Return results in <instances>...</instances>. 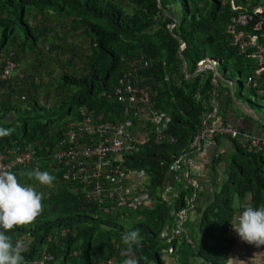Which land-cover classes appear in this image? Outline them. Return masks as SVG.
<instances>
[{"label": "trees", "instance_id": "obj_1", "mask_svg": "<svg viewBox=\"0 0 264 264\" xmlns=\"http://www.w3.org/2000/svg\"><path fill=\"white\" fill-rule=\"evenodd\" d=\"M230 15L220 0H0V71L8 59L16 65L0 79V128L12 129L10 135L0 137V151L20 146L45 157L64 135L69 120L82 115L94 121L125 119V104L112 91L128 70L132 82L137 80L148 92L153 107L169 115L165 133L175 139L156 144L151 135L125 155L126 166L149 176L145 206L114 210L135 216L129 224L101 216L97 203L84 200L75 184L44 162L41 171L55 180L44 188L41 216L6 233L14 241L23 234L31 236L22 252L26 263L45 247L54 255L48 264H122L129 256L139 264H166L165 251L178 253L180 264H201V260L227 264L234 244L230 234L234 197L251 194L254 208L264 205V149L250 152L230 138L239 154L231 159L228 178L215 183L217 192L205 206L194 204L197 219L184 222L178 241H167L160 233L166 224H174L161 194L169 166L188 149L204 120L211 119L215 108L219 111L226 96L217 85L216 71L213 82L215 63L222 65L223 74L227 72L224 56L245 62L251 70L229 45ZM204 59L214 69L199 68ZM74 108L72 119L64 120ZM246 118L251 120L249 115ZM145 124L148 132L153 129L152 123ZM259 128L264 131L263 124ZM31 170L18 166L14 173L19 181L38 183L27 176ZM186 185L175 202L177 209L185 205L182 198L192 189ZM134 229L140 230L141 242L129 249L121 237Z\"/></svg>", "mask_w": 264, "mask_h": 264}, {"label": "built area", "instance_id": "obj_2", "mask_svg": "<svg viewBox=\"0 0 264 264\" xmlns=\"http://www.w3.org/2000/svg\"><path fill=\"white\" fill-rule=\"evenodd\" d=\"M220 1L231 10L226 25V31L230 35L229 45L236 49L237 54L245 59L251 69L245 82L239 84L243 89H250L264 97V0ZM183 45L181 42L179 49ZM206 66L214 69L213 63L207 59L198 63L199 68ZM15 68V63L10 59L6 60L0 71V79L8 77ZM130 73V70L126 71L120 84L112 91L117 100L124 102L128 99L125 119L94 121L90 115H82L79 119L69 120L64 135L56 141L50 154L43 157L20 146L10 147L0 151V168H6L13 173L16 167L26 165L41 170L42 164L46 162L49 166L54 165L64 180L75 184L78 187L77 192L81 193L84 200L97 203L105 213H112L115 209L135 211L145 206L148 201L149 176L141 170L126 166L125 155L132 153L138 142H145L151 135L156 144L164 140L173 142L175 139L165 133L169 115L153 107L148 92L137 85V80L132 82ZM216 76L214 70V83L217 82ZM232 92L231 86V96ZM196 96L199 97L198 91ZM244 107L252 115L253 111L247 106ZM214 112L217 113V108ZM142 115L145 123H152L153 129L148 132L146 127V133L138 137L134 132V119ZM261 124L264 125V122ZM259 131L258 128L255 131L240 129L228 120L216 123L206 118L192 136L188 149L171 162L168 174L176 178L183 175L187 177L190 154L203 148L216 147L219 137L235 139L250 152L261 151L264 149V131L262 134ZM217 155L219 154L216 152L215 156ZM190 184L193 189L196 187V182L190 180ZM184 187L187 188L186 185ZM184 199L187 203L192 201L185 196ZM171 203L173 202H167ZM186 210L187 208H181L177 213L180 220L184 219ZM180 231L179 226L172 228L165 225L161 236L171 241ZM31 239L27 235L19 238L24 249H27ZM53 259L51 253L42 252L30 263L48 264Z\"/></svg>", "mask_w": 264, "mask_h": 264}, {"label": "clouds", "instance_id": "obj_3", "mask_svg": "<svg viewBox=\"0 0 264 264\" xmlns=\"http://www.w3.org/2000/svg\"><path fill=\"white\" fill-rule=\"evenodd\" d=\"M217 112H219L218 109ZM213 114L216 113L214 112ZM257 120L261 123L259 119ZM11 132L12 129L0 128V137L8 136ZM27 176L34 178L40 185L49 187L53 185L55 180V177L48 171H41L39 168L29 171ZM184 196L186 197V195ZM184 196L182 200L185 202V205L174 211L173 214L169 211L170 216L178 219L173 222V225H176V227L166 224L172 228L180 227V233L177 237L173 238L176 241L179 240L180 235L184 231L183 224L187 220L189 213H195L194 204L197 205L195 198L190 203H187ZM178 197H180L179 194ZM43 199L44 194L38 192L34 186L22 184L15 173L6 168H0V264H31L30 262L32 261L25 262L22 252L26 249H24L23 242L19 240L24 235L31 236L23 234L18 240L14 241L13 237L6 233L11 232V230L17 227L33 224L42 213ZM166 202L168 201L166 200ZM168 205L170 206L172 203ZM181 208H187L185 217L182 220L177 216ZM189 210L191 211L188 212ZM235 219L236 223L232 224V228L242 241L255 244L256 246L264 245V207L253 208L245 206L242 213ZM121 239L131 249L133 244L139 245L141 242L140 230H126ZM44 248L40 251L39 255L42 252H48ZM172 249L170 248L168 252H172ZM143 259L147 260L148 258L143 257ZM122 264H139V261L136 257L129 256V258L122 261ZM201 264H204L203 260H201Z\"/></svg>", "mask_w": 264, "mask_h": 264}, {"label": "crops", "instance_id": "obj_4", "mask_svg": "<svg viewBox=\"0 0 264 264\" xmlns=\"http://www.w3.org/2000/svg\"><path fill=\"white\" fill-rule=\"evenodd\" d=\"M184 69V68H183ZM227 95L223 96L220 101L219 112L211 115V122H222L224 117L225 120L232 122L237 127L242 129H260L259 121L255 118L248 119L246 116H242L236 113L235 110L227 107L225 101ZM256 117V116H255ZM144 115L138 116L134 119L135 126L134 132L137 133L138 137H141L143 133H146V124L144 122ZM262 121V120H261ZM262 134V130L259 131ZM218 156H215V153ZM236 145L233 140L229 137H219L217 141V146L214 148H203L199 151L192 152L190 154L189 166L187 168L188 176L185 175L179 177H171L167 175L166 186L163 188L166 192H169L172 197L167 201H172L169 211L173 214L174 211L178 210L175 207V202L178 199V194L182 191L183 186L186 183L190 184V180L196 182V187L191 189V194L186 195L187 200L198 199L197 206H199L203 201H208L212 199L217 192V187L215 183H221L228 178V172L230 170V163L233 156H237ZM218 158V161H215ZM185 169V168H184ZM184 178V179H182ZM40 185L39 182L33 183L31 185ZM187 186V185H186ZM44 189L45 186L41 185ZM40 189V187H39ZM38 192L39 190L36 189ZM45 190L40 189V192L44 194ZM163 191V190H162ZM195 192V195H192ZM162 194V193H161ZM162 196H164L162 194ZM166 197V195L164 196ZM163 197V198H164ZM251 194H246L242 199H237L234 203V217L230 226V234L234 238V244L231 251L227 256V264H264V245L256 246L255 244H249L242 241L238 235L233 231L232 224L236 223V217L242 213L245 206H251L254 208V204L251 201ZM165 199V198H164ZM166 200V199H165ZM260 207H264L262 204ZM197 219L196 213H189L187 222L195 221ZM178 219L175 218L174 221ZM176 227V225H172Z\"/></svg>", "mask_w": 264, "mask_h": 264}, {"label": "rangeland", "instance_id": "obj_5", "mask_svg": "<svg viewBox=\"0 0 264 264\" xmlns=\"http://www.w3.org/2000/svg\"><path fill=\"white\" fill-rule=\"evenodd\" d=\"M8 46L9 45H7L5 47V49ZM207 57H208V55L206 56V58ZM224 58L226 59V70H227V72L225 74H223V67L219 63H215V71L218 73L217 85L220 87L222 86L225 89L224 91H225L226 95L230 97V99L228 101L229 108L235 110L236 113H239L242 116H248L249 114L247 113V110L244 107V106H247L253 111L252 115H249L251 118H255L253 116H256V117H258L259 120L264 121V97L261 94H259L257 92L253 93L250 89H246V88H244L243 92L240 93L239 80L242 82H245L246 77L249 73V70L246 68V65H245L246 63L245 62L243 63L240 60L237 61V60H234L231 58H227L226 56H224ZM205 68H207V66ZM239 69L241 71V75L238 74ZM229 80H232V84L230 83ZM231 86H232V91H233L232 96L230 94ZM216 103L218 105L217 98H216ZM257 104L260 105L263 109L258 108ZM75 109L76 108H74L72 110L71 114L68 115L64 120H67L69 118L72 119L71 116L74 113ZM20 182L22 184L31 185L27 181H20ZM32 186H34L36 189H38L39 192H40V189L44 190L41 187V185L37 184V185H32ZM39 187H40V189H39ZM190 192L191 191H189V194L186 193V195H190L191 194ZM162 194L164 196L166 195V197L163 196L166 200H169L172 197V195H170L169 192H166L165 189H163ZM237 199H238L237 196H235L234 201H232V204H234ZM209 201L210 200L203 201L202 206H205ZM196 203H198V199L196 200ZM190 211L191 210H189L188 212H190ZM100 214L104 218L114 219L116 222L124 223V224H129V223H132L136 220L135 216L128 215L127 211H123V210H116L112 213H105L102 211V213H100ZM191 228L193 230H196V223H193ZM160 236H161V233H160ZM162 257L165 260L166 264H180V261L178 259L180 257V255H178V253H175V254L173 253V255H172V254H167V252L165 251L163 253Z\"/></svg>", "mask_w": 264, "mask_h": 264}, {"label": "water", "instance_id": "obj_6", "mask_svg": "<svg viewBox=\"0 0 264 264\" xmlns=\"http://www.w3.org/2000/svg\"><path fill=\"white\" fill-rule=\"evenodd\" d=\"M183 68H184V71H185L186 70V64H185V62H183ZM124 104H125V106L128 105V99H125L124 100Z\"/></svg>", "mask_w": 264, "mask_h": 264}]
</instances>
